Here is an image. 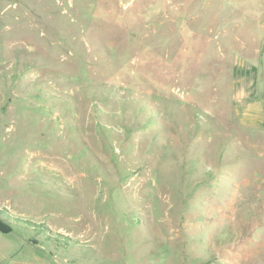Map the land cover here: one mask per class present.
I'll return each mask as SVG.
<instances>
[{
	"label": "rangeland",
	"instance_id": "374dc122",
	"mask_svg": "<svg viewBox=\"0 0 264 264\" xmlns=\"http://www.w3.org/2000/svg\"><path fill=\"white\" fill-rule=\"evenodd\" d=\"M0 264H264V0H0Z\"/></svg>",
	"mask_w": 264,
	"mask_h": 264
}]
</instances>
